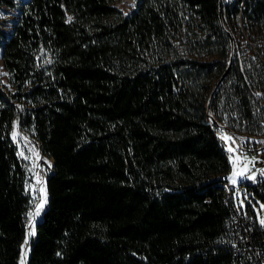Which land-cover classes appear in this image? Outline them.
<instances>
[{"label": "trees", "instance_id": "16d2710c", "mask_svg": "<svg viewBox=\"0 0 264 264\" xmlns=\"http://www.w3.org/2000/svg\"><path fill=\"white\" fill-rule=\"evenodd\" d=\"M121 1L0 0V264L30 227L17 121L53 158L26 264H258L220 175L223 132L264 138V0Z\"/></svg>", "mask_w": 264, "mask_h": 264}, {"label": "rangeland", "instance_id": "374dc122", "mask_svg": "<svg viewBox=\"0 0 264 264\" xmlns=\"http://www.w3.org/2000/svg\"><path fill=\"white\" fill-rule=\"evenodd\" d=\"M133 0H122L118 3V7L124 12H128L132 9ZM2 20L5 22L3 27L8 31H11L13 27V20L17 17L18 9H11L6 6L0 8ZM0 80L6 84H9V77L3 62L0 60ZM222 138L225 143V149L228 152L230 159V170L228 171L229 183L235 186L234 193L236 198V203L240 205L243 209H247L250 205L255 210L262 222L264 219V200L254 191L253 188L248 189L247 184L256 185L259 180H264V165H258L260 162L261 154L259 150H255V145L252 146L246 143H240L238 138L230 133L223 132ZM12 139L17 145L18 153L22 160L27 162L29 165V174L33 175L35 181L32 184L34 190L39 188L40 180L43 179V175L46 174L52 165V158L47 156H41L40 149L35 141L20 128L18 121L14 123V128L12 130ZM244 147H242V146ZM252 149V150H249ZM44 164V165H43ZM42 191V188H41ZM45 199V193L42 192V198L38 202V206L35 210L30 211V216L33 212V217L31 219V226L35 231V224L43 212L42 205L39 204ZM43 204V203H42ZM29 245L24 241L23 246ZM23 255V253H22ZM23 263V260L21 261ZM26 264V263H25Z\"/></svg>", "mask_w": 264, "mask_h": 264}, {"label": "built area", "instance_id": "2783aa9c", "mask_svg": "<svg viewBox=\"0 0 264 264\" xmlns=\"http://www.w3.org/2000/svg\"><path fill=\"white\" fill-rule=\"evenodd\" d=\"M235 136L238 138L240 143H246V144H250L252 146L255 145L256 150H259L260 154L264 155V138L263 137L257 136L255 134L251 135V134H248V133H240V132L236 133ZM31 138L38 145V147L40 149V152H41V156H43L44 153L42 152V149L40 147L39 141L36 138H34V137H31ZM44 156H47V155H44ZM47 157H50V156H47ZM50 158H52V157H50ZM27 164L28 163L25 161V165H26V168H27V174L30 175L29 174L30 173L29 172V165H27ZM52 170H53V158H52L51 169L46 174L43 175V179L40 180V182H41L40 186H39V188L37 187L36 190H34L32 188V184L35 181V178H34L33 175H30L31 178L26 184V189H27L28 193L30 194V203L32 205L31 208L29 209L28 213H27L28 216L30 215V211H33L34 208H35V210L38 209L37 208L38 202L42 198L41 188H42L43 185L45 187V199H44V202H43L41 207L44 206L43 210L45 209L46 203H47V198H48L47 175L49 173H51ZM220 184L223 186V188L225 190V195H224L225 201L233 206V209H234V211H235V213L237 215V218L239 220H241V221H244L247 225L251 226L252 229H253V227H255V225H258L261 228H264V223H261V221L259 220L258 215L256 214V212H255V210L253 209L252 206L248 205L247 209H243L240 205H238L236 203V198H235V193H234L235 186H232L229 183L228 173L227 172L222 173L220 175ZM256 188H257V193L259 195H264V180H259L257 182V184H256ZM31 213H32V215L30 216V218H28V223L31 222V219L33 217V212H31ZM263 221H264V219H263ZM245 238H246L247 242H251L252 241L251 237L248 236V235H245ZM230 244L234 248H237V249H239V247H241V242L237 243L235 241L230 240ZM258 252H259L258 253L259 257H258V262L257 263L258 264H264V239H263L262 248L259 249Z\"/></svg>", "mask_w": 264, "mask_h": 264}, {"label": "bare ground", "instance_id": "6f19581e", "mask_svg": "<svg viewBox=\"0 0 264 264\" xmlns=\"http://www.w3.org/2000/svg\"><path fill=\"white\" fill-rule=\"evenodd\" d=\"M42 192L45 193V187H44V185L42 186ZM43 202H44V200H42L40 202L39 207H40V205H42ZM29 224H31V223H29ZM33 235H34V228H32L30 226L29 227V230H28L27 238H26L27 244H30L31 243V240H32ZM29 251H30L29 245L23 246V252H22L23 253V255H22L23 263L21 262V264L27 263V260L29 258Z\"/></svg>", "mask_w": 264, "mask_h": 264}, {"label": "water", "instance_id": "95a60500", "mask_svg": "<svg viewBox=\"0 0 264 264\" xmlns=\"http://www.w3.org/2000/svg\"><path fill=\"white\" fill-rule=\"evenodd\" d=\"M20 126V125H19ZM21 128V127H20ZM261 161L260 162H257L258 165H264V155L261 154ZM36 229V227H35ZM27 236V235H26ZM30 250H31V247H30ZM29 255H30V251H29Z\"/></svg>", "mask_w": 264, "mask_h": 264}, {"label": "snow or ice", "instance_id": "6c2138e0", "mask_svg": "<svg viewBox=\"0 0 264 264\" xmlns=\"http://www.w3.org/2000/svg\"><path fill=\"white\" fill-rule=\"evenodd\" d=\"M261 223H264V221H262Z\"/></svg>", "mask_w": 264, "mask_h": 264}]
</instances>
